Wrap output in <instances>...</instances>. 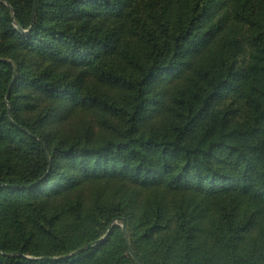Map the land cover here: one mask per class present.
<instances>
[{"label": "trees", "instance_id": "1", "mask_svg": "<svg viewBox=\"0 0 264 264\" xmlns=\"http://www.w3.org/2000/svg\"><path fill=\"white\" fill-rule=\"evenodd\" d=\"M116 220L264 264V0H0V264H135Z\"/></svg>", "mask_w": 264, "mask_h": 264}, {"label": "water", "instance_id": "2", "mask_svg": "<svg viewBox=\"0 0 264 264\" xmlns=\"http://www.w3.org/2000/svg\"><path fill=\"white\" fill-rule=\"evenodd\" d=\"M35 6H36V3H34V6H33L32 20H33L34 15H35V8H36ZM6 101H7V99H6ZM112 227H113V226H110L109 230H110ZM109 230H108V232H109ZM122 234H123V238H124L125 244H126V246H127L128 253H129L130 256L133 258L135 264H141V262L138 260L137 256L135 255V253L133 252V250L131 249V247H130V245H129V241H128V239H127V233H126V230H125V227H124V226H122ZM87 248H88V246H87V247H83V248H81V249L75 251L74 253H72L70 256H73V255H75V254H77V253H80V252L86 250ZM70 256H68V257H70ZM68 257H67V258H68Z\"/></svg>", "mask_w": 264, "mask_h": 264}, {"label": "rangeland", "instance_id": "3", "mask_svg": "<svg viewBox=\"0 0 264 264\" xmlns=\"http://www.w3.org/2000/svg\"><path fill=\"white\" fill-rule=\"evenodd\" d=\"M110 226H113V227L114 226H118L121 230H122V226H124L125 230H126V233H127V225H126L125 221L122 222V221L116 220L113 223H111ZM127 239H128V234H127ZM128 241H129V239H128Z\"/></svg>", "mask_w": 264, "mask_h": 264}]
</instances>
